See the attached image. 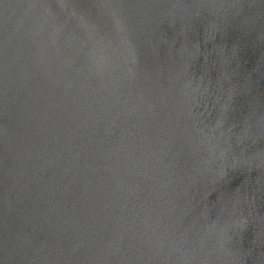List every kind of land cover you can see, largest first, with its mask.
Wrapping results in <instances>:
<instances>
[{
  "label": "water",
  "instance_id": "95a60500",
  "mask_svg": "<svg viewBox=\"0 0 264 264\" xmlns=\"http://www.w3.org/2000/svg\"><path fill=\"white\" fill-rule=\"evenodd\" d=\"M0 264H264V0H0Z\"/></svg>",
  "mask_w": 264,
  "mask_h": 264
}]
</instances>
